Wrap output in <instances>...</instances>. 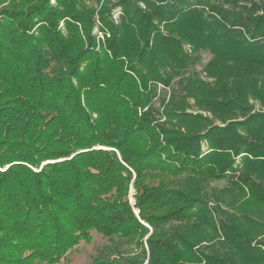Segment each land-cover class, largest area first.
<instances>
[{"label": "trees", "instance_id": "1", "mask_svg": "<svg viewBox=\"0 0 264 264\" xmlns=\"http://www.w3.org/2000/svg\"><path fill=\"white\" fill-rule=\"evenodd\" d=\"M95 14L0 0V264H53L95 233V264H264V0H103L107 48ZM184 42L215 80L156 108L150 83L194 61Z\"/></svg>", "mask_w": 264, "mask_h": 264}, {"label": "rangeland", "instance_id": "2", "mask_svg": "<svg viewBox=\"0 0 264 264\" xmlns=\"http://www.w3.org/2000/svg\"><path fill=\"white\" fill-rule=\"evenodd\" d=\"M86 3L90 6H92L96 10V14L94 15L95 20V26L93 28V34L96 37V40L100 46L103 44L105 48L106 46V40L107 38L111 37L110 31L106 29H102V23L100 21L98 11L102 7L103 0H100L97 2V0H85ZM51 2H55V0H51ZM142 8H146L145 3L140 2ZM111 17L115 23L121 22V15H122V7L116 6L111 7L110 10ZM63 23H61L62 25ZM159 27L162 29L163 25L158 23ZM183 51L184 53L189 56L192 60H194L192 63L188 64L186 67L183 68H177V70L169 71V75H171V83L167 86L159 81H152L150 83V86L154 89L156 92V95L154 96V107L162 108V101L167 102L171 96V90L178 89L182 82L186 81L187 79L191 78L196 72L201 76L202 79L208 82H212L215 80L214 77L208 76L207 72L205 71V67H207V64L213 57V53L208 49H201L200 51L194 50V47L192 44L184 42L183 43ZM187 101L193 105L195 102V99L193 97L188 96ZM251 103L255 104L256 110H261V106L256 100L251 99ZM188 112L192 113H202L205 115H209L212 117V115L209 112L199 110L195 106L190 107L187 109ZM166 119V116L163 115V117L160 119V121H164ZM219 123V122H217ZM212 187L222 188L226 186V180H217L213 181L211 183ZM135 193V189L133 185H131L130 189V201L131 204H135V198L133 197V194ZM232 211L231 209H229ZM135 212L138 213V210L135 209ZM151 229V228H150ZM221 230V229H220ZM152 230H150L151 232ZM223 238V236H221ZM107 243V239L104 236H101L97 233H95V237L92 242H81L78 246L70 250L66 257L61 258L60 261L53 263V264H95L93 261L94 256L96 254V251L99 247ZM203 244H207L204 242ZM125 255H131L136 252L135 247H130L124 251ZM149 261V255H147V258L142 264H147ZM46 264V263H41Z\"/></svg>", "mask_w": 264, "mask_h": 264}]
</instances>
